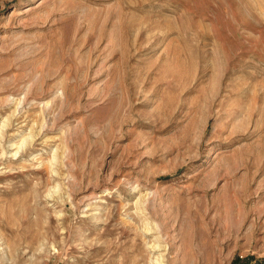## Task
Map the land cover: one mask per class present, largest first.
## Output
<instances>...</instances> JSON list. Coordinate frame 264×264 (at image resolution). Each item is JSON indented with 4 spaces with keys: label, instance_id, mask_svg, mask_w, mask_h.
I'll return each mask as SVG.
<instances>
[{
    "label": "rangeland",
    "instance_id": "374dc122",
    "mask_svg": "<svg viewBox=\"0 0 264 264\" xmlns=\"http://www.w3.org/2000/svg\"><path fill=\"white\" fill-rule=\"evenodd\" d=\"M0 264H264V0H0Z\"/></svg>",
    "mask_w": 264,
    "mask_h": 264
},
{
    "label": "bare ground",
    "instance_id": "6f19581e",
    "mask_svg": "<svg viewBox=\"0 0 264 264\" xmlns=\"http://www.w3.org/2000/svg\"><path fill=\"white\" fill-rule=\"evenodd\" d=\"M22 240H24L23 238H22ZM25 241V240H24ZM32 242V241H31ZM31 242H29V244L31 245L32 243ZM34 243V242H33Z\"/></svg>",
    "mask_w": 264,
    "mask_h": 264
}]
</instances>
